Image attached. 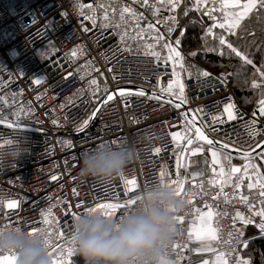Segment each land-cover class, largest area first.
I'll list each match as a JSON object with an SVG mask.
<instances>
[{
    "label": "built area",
    "instance_id": "obj_1",
    "mask_svg": "<svg viewBox=\"0 0 264 264\" xmlns=\"http://www.w3.org/2000/svg\"><path fill=\"white\" fill-rule=\"evenodd\" d=\"M124 6L144 13L147 20H141L139 25L145 29L143 37H137L135 21L120 22V9ZM188 6L191 7V0ZM182 8L183 5L176 9L178 24L170 38L173 41L180 38L178 50L186 69L181 72L186 85L184 106L176 108L172 103L152 99L146 94L125 97L117 94L112 101L100 106L84 131L78 132V126L89 118L100 100L109 93H116L118 88L143 89L179 101L175 96L160 93V87H166L169 82L171 66L167 69L157 67L155 61L148 63L149 58L144 55V46L150 42L146 25L155 23L157 17L132 4V0H0V138L12 143L13 137H20L26 148V153L14 165L0 168V227L18 226L28 232L48 227L50 233H55L48 247L53 264L57 257L64 255L60 247L72 237L76 216L90 212L101 203H124L160 185L161 168L167 171L164 183L176 187L171 182L179 174V154L185 140L173 141L171 133L191 136L194 132L191 124L185 122L184 111L194 116L210 139L228 143L241 152L251 151L264 140V134L250 138L245 127V121L252 120L253 111H257L256 128L264 130V123L258 116V101L262 97L255 99L250 108L241 106L233 95L226 73L200 64L197 56L202 50L183 47L181 31L185 33V24L182 19L201 16V13L191 11L184 16ZM105 11L109 20L104 19ZM170 14L167 9H161L159 18ZM128 15L125 14L126 18ZM86 17L94 18L95 24ZM206 18L205 29L213 23ZM109 21L119 23L120 28L103 27ZM156 27L161 33L166 32L164 23ZM205 29L199 37L204 35ZM117 31L129 34L126 44ZM126 46L130 50H123ZM155 49L161 51L159 45H155ZM193 52L197 55H190ZM166 53L165 49L162 55ZM58 61L62 62V68ZM200 71H207L213 78H223L226 82L221 84L218 79L198 77ZM36 78H42V82L35 84ZM92 80H96V85L90 83ZM205 80L207 82L201 87V81ZM230 102L244 119L214 123L213 117L221 116L224 106ZM15 113L20 114V129L8 127V123L17 119ZM222 118L227 119L226 115ZM213 127L220 130L214 132ZM233 141L235 144L231 146ZM104 144L131 149L132 158L126 171L107 182L81 177L82 159ZM155 148H161L158 156ZM234 158L231 156L226 162L225 173L229 171V164L237 166L241 172L225 175L228 181H223L220 167L216 165L194 176L185 174L186 182L178 198L191 200V203H185L184 210L178 214L183 221L176 224V235L162 253V264H186L191 253V229L209 212L212 213L210 227L214 237L212 254L220 257L224 264L240 261L239 252L244 246L236 240L238 230L242 242H245L244 228L254 230L253 238L264 237L256 226L261 220L259 216L247 225L235 219L238 212L249 215L242 197H247L256 211L260 210L264 197L258 196L259 182L253 192L242 191L245 180L256 175V171L248 167V175H245L248 164L238 158L239 162L233 163ZM53 175L58 179L51 180ZM122 177L135 178L137 186L126 193V187L132 186H126ZM74 188L78 195L73 194ZM45 197L50 199L45 200ZM12 200L17 201L19 207L8 209L6 203ZM52 205L57 206L45 224L41 211ZM134 207L117 208L110 218L120 219ZM96 212L101 214L99 209ZM66 259L69 264H85L77 250Z\"/></svg>",
    "mask_w": 264,
    "mask_h": 264
},
{
    "label": "snow or ice",
    "instance_id": "obj_2",
    "mask_svg": "<svg viewBox=\"0 0 264 264\" xmlns=\"http://www.w3.org/2000/svg\"><path fill=\"white\" fill-rule=\"evenodd\" d=\"M132 4L139 5L142 8H145L146 10L151 11L153 17H157L155 20V23L148 22L147 23V30L149 31V40L150 42L147 43L144 48V55L145 57H148L147 60L148 63H152L153 61L156 62L157 67H164L167 69V67L171 66V73H170V79L166 87H160V93H167L169 95L177 97V99L180 101L179 103H175L176 108H180L183 103L187 102V97L185 95V83L183 82V79L181 77V72L185 71V65L183 63L184 58L181 55L179 49L180 46V38H177L176 40H171L170 34L175 31V27L178 24L177 16L175 15L176 9L180 8L181 5H183L182 13L184 16H187L189 12L196 11L201 13V17L207 16L209 20L213 21V23L208 26L205 29L204 36L201 37L202 40L205 42L207 41L208 37H212L214 40H216L217 47L206 49L207 51H212L217 53L220 56L228 55L229 57L235 56L239 58L243 64L251 65L253 64V61L249 59L248 55L244 52H242L237 46L234 45L232 42L231 37L236 36L237 39H240V35L238 33V29L240 32H247V28L242 26V21H244L247 17H249L252 13H256L257 15H260L261 13H264V0H191V7H189V0H132ZM83 7V6H81ZM90 7V6H89ZM100 7H103V5H100ZM161 9H167L170 13L168 17L166 18H159V14ZM115 11V9H113ZM219 12L220 15L217 16L216 13ZM83 15V12H81ZM125 14H129L126 18ZM87 19H92L93 23L95 24V19L92 17H86ZM105 20H109V16L107 11H105ZM128 20L135 21V27H136V34L137 37H143L145 29L141 28L140 21L141 20H147V18L144 16L143 12H137L134 8L130 6H124L120 9V22L127 23ZM164 23L166 32L161 33L159 29L156 27V25ZM113 27L115 29L120 28V24L116 23L113 24L111 21L108 23L103 24V27ZM219 28L222 31L217 34L213 30ZM85 31H88L87 28L84 29ZM117 35L121 37V40L127 43V39L129 38V34L124 31H117ZM184 35L183 30L181 31V37ZM250 35H254V33H250ZM155 45H159V48L161 51H156ZM167 50L166 54H163V50ZM125 51L130 50L127 48V46L123 49ZM73 56L76 55V52L73 51ZM190 55H197V53L193 52ZM58 64L60 67H63V64L61 61H58ZM178 66V67H177ZM257 72L260 73L261 76H264V71H261V69H257ZM69 76L72 75V73L68 74ZM198 77H204L207 78V80L210 79H218L221 84L225 83V79L223 78H213L211 76V73L207 71H200L197 73ZM230 75V74H226ZM189 78H191L192 73H188ZM67 78V77H65ZM116 77H114L115 79ZM201 81V87L204 86V84L207 82ZM42 82V78H36L34 80L35 84H40ZM92 85H96V80L90 81ZM252 88H258L260 85L255 81V79L252 82ZM107 93V88L104 90ZM119 95L121 97H125L126 95H139V96H145V90L139 89L135 92H132L131 90H125V89H119L117 90V93L107 94L106 98L101 101V105L107 104L108 101H112L115 98V95ZM93 95H95V89L93 91ZM261 99L258 101V112L260 116H264V92L261 93ZM150 98L152 99H161L160 94L154 93ZM39 99V97H37ZM231 99V98H229ZM171 102V101H170ZM100 110V105L96 109L93 110L91 115L88 119L84 120L81 125L78 126L77 131L81 132L84 131L92 119L95 118L96 114ZM17 119L14 122L8 123V127L15 126L17 129H20L22 127L20 123V114L15 113ZM186 120L185 122L188 123L187 117L188 113H183ZM226 115V120L222 117ZM253 119L250 121H245V127L248 132V135L250 138H255L258 135L264 134V130H259L256 128L257 123V111H253L252 113ZM243 120V114L239 113V111L236 109V106L234 103H229L224 106L223 113L221 116H214L213 122L214 123H226L230 121L235 120ZM53 123H57L56 121H53ZM220 129L213 127L212 131L217 132ZM173 137V141H176L179 139L186 140L187 145H192L195 142L203 141L207 145H209L212 155V164H220V175L230 176L232 173H238L241 172L240 168H236L228 165L229 171L228 173H225V165L222 163L220 159V155L216 150H213L214 148H219L222 150H227L230 145L228 143H223L220 141H214L209 138V136L206 134V132L203 130L202 127H196L194 136H182L180 133H171ZM9 143V140H5L3 138H0V146H3L4 144ZM67 143V142H66ZM235 142L233 141V144L231 146H234ZM71 147V145H68ZM259 149V151H257ZM185 150L190 151L193 155H195L198 152H202L204 149L202 146H197L195 148H182L181 152H184ZM161 152V148H155L154 153L158 156ZM242 157L249 161V164L245 167L244 174L248 175L247 168L252 167L254 171H256V176L259 181V188L260 191L258 193L259 197H264V176H261L258 170L255 169V165L251 164V160L254 158V156H259L261 159H264V144H257L256 148H253L251 152H242ZM224 160H230V156H224ZM179 167V166H178ZM155 175V174H154ZM167 175V171L164 168H161V171L159 173V178L161 180L160 185H165L163 181V177ZM51 180L55 181L58 179L57 176L53 175L50 177ZM122 180L126 186H132V187H126V193L128 191H132L135 186H137V181L135 178L130 179H124L122 177ZM186 182V178L183 176V173H179L177 176V179L173 180L171 184H174L176 187L174 188L175 194L177 196L180 195V189L182 188V185ZM211 183H215V181H211ZM166 186L171 187L170 184H166ZM256 184L250 182L247 187L249 189H252L255 187ZM223 184L221 185V195L223 196ZM73 194L78 195L77 189H73ZM45 200L50 199V197H45ZM139 197H135L134 199H128L124 203H101L97 205L96 207L90 209V212H96L98 209L101 210V214L105 217H111L114 215V211L117 208H129L132 205H136L137 200ZM2 202V201H0ZM242 202L245 203L248 207L249 215L245 216L241 213H237L235 219L239 220L241 223L247 225L252 224L255 222L254 218L256 216H259L261 218L260 223L256 226L260 229L262 233H264V200H261V208L259 211H256L255 205L248 201L247 197H242ZM184 203L190 204L191 200L184 201ZM57 205L50 206L47 210L41 211V217L42 222L47 224L49 220L52 218V209L56 207ZM6 207L8 209H13L16 207H19V203L15 200L8 201L6 203ZM112 210V211H109ZM67 212V210H66ZM199 212V210H197ZM209 217L212 215L211 212L207 214ZM78 216L75 217L77 219ZM183 221V217H175V223H181ZM35 229H33L30 233H35ZM59 238H63V234H58ZM214 238V237H212ZM237 242L243 243L244 247H247L246 242L239 241V230L238 235L236 237ZM72 244H74V236L70 238V240H67L64 242V245L60 247V251L64 253V255L59 256L54 261V264H69L68 260L66 258H70L76 249L72 247ZM175 247H180L179 245H176ZM51 255V253H49ZM218 260H221L220 257H218ZM0 264H16V258L13 255L4 254L0 255ZM222 264V262H221ZM237 264H248L247 261L240 260L237 262Z\"/></svg>",
    "mask_w": 264,
    "mask_h": 264
},
{
    "label": "clouds",
    "instance_id": "obj_3",
    "mask_svg": "<svg viewBox=\"0 0 264 264\" xmlns=\"http://www.w3.org/2000/svg\"><path fill=\"white\" fill-rule=\"evenodd\" d=\"M10 141L0 146V168L14 165L26 153L20 137ZM131 158L130 148L104 144L82 159L79 175L107 182L122 175ZM137 197L135 207L120 219L99 212L78 216L72 235L85 264H162V253L177 232L175 217L185 203L166 184ZM54 235L48 227L35 233L18 226L0 227V255L15 256L16 264H53L48 247Z\"/></svg>",
    "mask_w": 264,
    "mask_h": 264
},
{
    "label": "trees",
    "instance_id": "obj_4",
    "mask_svg": "<svg viewBox=\"0 0 264 264\" xmlns=\"http://www.w3.org/2000/svg\"><path fill=\"white\" fill-rule=\"evenodd\" d=\"M190 20L191 22H189ZM182 22L185 24L183 47L202 50L197 56L200 64L207 66L209 69L222 70L226 74H230L227 76L235 99L241 106L250 108L259 93V87L252 88V82L255 79L259 84L261 80L262 76L257 72V69L264 71V13L260 15L255 12L252 13L242 22V26L246 27L248 31L240 32L238 29L241 38L231 37L234 45L253 61L251 65L243 64L235 56H220L215 52L206 50L217 47L218 43L212 37H208L206 42L199 37V34L205 29L206 16L191 15L184 17ZM214 32L220 33L218 29H214ZM250 33H254V35H250ZM258 116L264 123V116H260L259 112ZM249 252L252 253V264H264V237L250 239L247 242V247L242 248L239 254L241 256Z\"/></svg>",
    "mask_w": 264,
    "mask_h": 264
},
{
    "label": "rangeland",
    "instance_id": "obj_5",
    "mask_svg": "<svg viewBox=\"0 0 264 264\" xmlns=\"http://www.w3.org/2000/svg\"><path fill=\"white\" fill-rule=\"evenodd\" d=\"M202 146L203 151L198 152L195 155H193L190 151L188 152L189 156L185 159V166L189 168L191 172L197 171L196 169L199 165L204 164L203 166H206L207 168L209 166H214L212 164V155L211 150H209V146L203 145V144H195L191 148H195L197 146ZM220 155V159L222 163H224L226 160H224L225 155ZM264 164V159H261L260 157L256 158L255 165L259 169V165ZM212 234V230H210V227L208 226V222H200L198 226L195 229V232L191 234V253L190 256L187 259V264H224L222 259L218 260L217 256H213L212 250L214 246V238ZM252 253L249 252L248 254L241 255L240 260L247 261L248 264H252Z\"/></svg>",
    "mask_w": 264,
    "mask_h": 264
},
{
    "label": "crops",
    "instance_id": "obj_6",
    "mask_svg": "<svg viewBox=\"0 0 264 264\" xmlns=\"http://www.w3.org/2000/svg\"><path fill=\"white\" fill-rule=\"evenodd\" d=\"M248 18V17H247ZM246 18V19H247ZM245 19V20H246ZM243 22V21H242ZM215 33H217V32H215ZM218 34V33H217ZM259 85H260V87H259V93H258V96H257V98L258 97H260L261 96V93L262 92H264V77L262 76L261 77V80H260V82H259ZM256 98V99H257ZM196 144H203V143H196ZM195 145V144H194ZM203 145H206V144H203ZM193 146V145H192ZM191 146V147H192ZM208 146V145H207ZM190 147V148H191ZM209 150H210V148H209ZM213 150H216L218 153H220L222 156L223 155H225V156H230V155H228V154H226V153H223V152H221V151H219V150H217V149H213ZM188 152L189 151H187L186 152V155H185V158H184V166H185V159H186V157L187 156H189V154H188ZM231 157V156H230ZM259 156H254V158L251 160V164L253 165V164H255V161H256V158H258ZM239 159V158H238ZM243 160V159H242ZM227 161H229V160H226L225 162H224V165H226V162ZM244 161V163H246V164H249V161L247 160V162L245 161V160H243ZM239 162V160H237V158H234L233 159V163H238ZM204 164H201V166L199 165L196 169H198L197 171H193V172H191L190 170H189V168H188V166L186 167L185 166V174H186V176H194V175H196L197 173H198V171H200V170H205V169H207V165L206 166H203ZM215 166V165H214ZM216 166H219V167H221V165L220 164H216ZM235 166V165H234ZM237 167V166H236ZM257 167V166H256ZM257 170H258V172L260 173V175L261 176H264V164H260L259 165V169H258V167H257ZM222 179H223V181H228V177H226V176H223V177H221ZM250 182H252V183H257V182H259L258 181V179H257V176L256 175H254V176H251V177H249V178H247L246 180H245V182H244V184L242 185V191L243 192H247V193H250V192H253L254 191V187L252 188V189H249L248 187H247V185L250 183ZM210 219H211V217H209L207 214L204 216V218H201V219H199L198 220V223H197V225L193 228V229H191V234L192 233H194L195 232V229H196V227L198 226V224H200V222H204V221H207L208 222V226L210 227ZM210 230H211V227H210ZM254 234H255V232H254V230L253 229H251V228H244V238H245V242L247 243L250 239H253V236H254ZM244 248V247H243ZM189 256H190V254H189ZM240 258H241V256H240ZM186 264H187V262H186Z\"/></svg>",
    "mask_w": 264,
    "mask_h": 264
},
{
    "label": "water",
    "instance_id": "obj_7",
    "mask_svg": "<svg viewBox=\"0 0 264 264\" xmlns=\"http://www.w3.org/2000/svg\"><path fill=\"white\" fill-rule=\"evenodd\" d=\"M120 89H125V90H131L132 92H135L136 90H139V89H137V88H130V87H126V88H120ZM116 93H117V91H116ZM145 93H146V95H149V96H152L154 93H152V92H149V91H145ZM109 94H111V93H109ZM161 96V99L160 100H163V101H166V102H169V103H172V104H174L175 105V103H179L180 101H177V100H175V99H172V98H169V97H166V96H162V95H160ZM106 98V96H104L101 100H100V102L97 104V107H98V105H100L101 106V101L102 100H104ZM171 101V102H170ZM184 106V103L182 104V106L180 107V108H182ZM96 107V108H97ZM185 112H187L188 113V117H187V120H188V122L191 124V126H192V128H193V130H194V132H193V134L191 135V136H194V133H195V128L196 127H200L199 126V124H198V122L196 121V119L194 118V116L190 113V112H188V111H184L183 113H185ZM185 117V116H184ZM196 143H203V144H206L205 142H203V141H199V142H195L194 141V143L192 144V145H194V144H196ZM259 144H264V140L262 141V142H260ZM192 145H187V143H186V140L183 142V144H182V146H181V149L182 148H185V149H188V148H190ZM207 145V144H206ZM209 146V145H208ZM256 148V147H255ZM181 149H180V154H179V173H183V176L185 177V166H184V158H185V155H186V152H187V150H185L184 152H181ZM215 149H217V150H219V151H221V152H223V153H226V154H228V155H230V156H232V157H236V158H239V159H243V160H245L246 162H247V160L246 159H244L243 157H242V155H241V151H239V150H236V149H233V148H231V147H229L227 150H222V149H219L218 147L217 148H215ZM252 151V150H251ZM251 151H249V152H251ZM257 151H259V149H257ZM233 167H236V166H233ZM237 168V167H236ZM219 182V181H218ZM183 186V185H182ZM182 189V188H181ZM180 189V190H181Z\"/></svg>",
    "mask_w": 264,
    "mask_h": 264
}]
</instances>
